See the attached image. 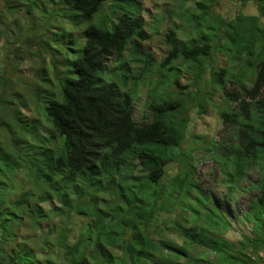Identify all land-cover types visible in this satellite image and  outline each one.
Listing matches in <instances>:
<instances>
[{
	"label": "trees",
	"instance_id": "obj_1",
	"mask_svg": "<svg viewBox=\"0 0 264 264\" xmlns=\"http://www.w3.org/2000/svg\"><path fill=\"white\" fill-rule=\"evenodd\" d=\"M55 1L60 5V8H55V16L67 21L70 28L57 26L61 32L53 33L58 38H65L66 44L73 43L76 39L72 36V29L86 23L82 32L84 41L80 46H66L65 53L70 51L73 58L64 62L65 71L55 72L53 69L48 75L43 69L40 80L46 85L34 93L39 106L37 114L33 117L24 115L25 118L21 119V110L15 107L11 116L19 128H13L12 132L17 133L15 142L24 150V165H34L35 174L43 183H54L55 178L62 176L60 180L65 185L78 183L81 188L87 189L102 182L105 176L103 193L106 198L98 202V198H94L90 205L75 203L69 207L66 195H62L61 201L67 210L79 212V216L93 215L95 218L75 241L64 240L61 234L62 246L57 256L50 250L53 260H42L26 248L24 240L16 238L22 217L37 216L34 218L37 221L43 210L32 203L33 197L22 196L15 202L0 197V264H189L191 260L184 248L177 246L172 239L153 238L148 227L156 221L161 227L168 228V224L173 222L160 217L157 211H170L180 194L185 198L191 191L198 193L192 148L187 153L180 149L187 119H180V131L166 119L173 112L186 111L187 103L170 97L169 93L163 96L154 94L150 105L152 119L137 122L133 118V94L103 77L105 60L122 54L129 45L136 53L139 43L150 37L138 9L131 11L126 7L132 0H109L108 13L94 22L92 17L101 12L108 0ZM237 1L254 3L258 14H241L226 22L213 11L208 12L207 8L213 0L203 1L198 4L201 5L198 16L204 22V30L195 29L197 36L185 42L177 39L173 29H170L164 34L169 49L159 62V68L167 67L169 70L171 62L177 58L191 61L196 81L204 68L202 59L221 48L225 50L221 45L227 46L235 62L234 80H229L235 81L237 88L225 91V79L229 76V68L225 65L211 71V82L215 79L222 81L225 96L238 104L234 109L227 107L218 111L219 119L234 126L235 134L232 144L223 143L216 148L211 142L214 147L212 158L221 167L232 162L235 172L242 171L249 162L261 172L254 184L258 193L252 198L248 212L238 217L245 224L251 219L255 235L241 232L239 240L234 242L209 239L195 229L176 226L180 228L179 233L184 240L205 245L218 254L213 263L206 264H264L263 256L262 261H257L262 257L244 255L245 248L258 247L264 255V94L256 98L264 93V0ZM34 2L38 7L46 4L44 0H31L27 5L32 7ZM209 18L213 19V23ZM215 39L217 42L214 44ZM146 61L151 63V67L156 60L147 55ZM120 69L118 76L125 84L129 75L124 67ZM158 75L160 81L148 82L153 93L167 81L165 74L160 72ZM171 81L178 84L177 77ZM196 107L199 113L205 111L202 102H198ZM171 161L183 162L184 167L177 168L166 181L159 177V171ZM16 166L8 155L1 153L0 173ZM233 189L228 190L230 198ZM207 209L213 211L211 207L207 206ZM130 214L135 215L132 222L125 219ZM200 215L196 212L190 218L191 222ZM123 219L127 229H130L127 232ZM222 219L221 228L230 227V221L225 217ZM182 221L186 220L178 217V222ZM138 222L141 228H138ZM44 245L39 243L40 247ZM89 247L91 250H88ZM59 259L62 263L58 262Z\"/></svg>",
	"mask_w": 264,
	"mask_h": 264
},
{
	"label": "rangeland",
	"instance_id": "obj_2",
	"mask_svg": "<svg viewBox=\"0 0 264 264\" xmlns=\"http://www.w3.org/2000/svg\"><path fill=\"white\" fill-rule=\"evenodd\" d=\"M30 1L0 0V151L17 164L6 173H0V197L11 202H15L22 196L33 197L32 203H36L38 208L43 210L45 218L40 214L41 216L36 221L34 218L37 216L29 218L28 215H24L18 226L16 240H24L26 248L39 256L40 259L53 260V255L49 251H54L57 256L62 246L60 235L62 234L61 237L64 240L75 241L84 231L86 225L91 224L95 218L93 215L79 216V212L67 210L61 201L62 195H66V205L69 207L75 203L82 206L90 205L94 198H98L97 202L101 201L106 198L103 193L106 177L103 176L102 182L87 189L81 188L78 183H73L72 186L65 185L61 181L62 176H60L61 180L55 178L54 183L45 184L35 174L34 165H24V158H26L24 150L15 142L17 133L12 132L13 128L18 129L19 126L16 121H13L11 114L14 108L18 107L21 110V119H24L25 116H36L39 106L36 104L34 93L46 85L40 80L43 69L46 70V74H51L53 69L55 72L66 70L64 62L73 58L70 51L65 53L66 46H80L83 43L82 32L86 25V23H82L74 27L71 33L76 40L66 44L65 38H58L53 33L61 32L57 26H63L67 30L70 28L67 21L54 14L55 8H60L59 3L55 0H50V2L44 0L46 4L42 7L36 6L35 2V5L30 7L27 5ZM203 1L206 2V0H132L126 7L131 11L138 9L144 20V29L150 37L139 43L136 53L131 50L129 45L122 54L113 55L105 60L106 69L103 73V77L107 81L116 82L123 90H128L133 94V118L137 122L152 119L150 105L153 102L154 94L163 96L169 93L170 97L183 99L188 105L186 111L173 112L166 119L171 126L177 129L180 128L178 124L180 119H187L180 149L187 153L192 148V158L195 159L194 179L198 193L191 191L185 198L180 194L170 211L164 209L157 211L160 217L168 218L170 222H173V224H168V228L161 227L160 222L155 223L156 221L148 227H150L149 235L153 238L172 239L177 246L184 248L188 253L186 255L191 260L189 264L213 263L218 254L205 245L184 240L179 233L180 228L178 229L176 226L179 224L188 229H195L196 232H200L209 239L232 240L234 242L239 240L241 232H245L248 236L255 235L251 219H248V223L245 224L238 220V217L244 216L248 212L252 198L258 193L254 184L261 176L258 167L250 162L245 165L242 171L235 172L232 162L221 167L220 163L212 158L213 146L218 148L223 143L232 144L235 134L234 126L219 119L218 111L227 107L234 109L238 104L225 96L222 81L215 79L211 82V71L218 66L225 65L229 68V76L227 75L225 79L227 80L225 91L230 92L237 88L235 81L229 80L234 78L235 66L233 63L235 62L229 55L227 46L221 45L225 50L221 48L210 57L202 59L204 68L196 81L195 67L191 61L177 58L171 62V69L159 68V62L169 49L164 34L173 29L177 39L188 42L197 36L195 29L204 30V22L198 16L201 9L199 8L201 5L198 4ZM109 8L110 1L108 0L101 12L94 15L91 21L94 22L105 16ZM207 10L208 12L213 11L214 15L222 17L226 22L241 14L245 16L258 14L254 3H240L237 0H220L219 2L213 0ZM212 20L209 18V21L213 23ZM262 25L264 27V19H262ZM216 42L217 39L213 41L214 44ZM61 44L62 47H60ZM147 55L155 58L154 66H149L151 63L146 61ZM120 67H124L129 75L125 84L120 81L118 76ZM158 72L165 74L167 81L162 86L158 84L156 92L153 93L148 82L160 81ZM173 76L177 77V85L171 81ZM263 94L261 92L256 98L262 97ZM2 100L6 102L2 103ZM198 102L204 103L205 111L203 113L198 112L196 107ZM8 123H10L9 127ZM211 142L215 144L211 146ZM183 167V162L178 164L176 161H171L161 168L159 177L169 181L176 169H183ZM140 173L143 174V172ZM229 189H233L231 198L227 195ZM200 194L207 198L199 196ZM207 206L213 208V211L211 212L212 209L206 210ZM196 212L201 215L196 221L191 222L190 218ZM134 216L130 214L125 219L132 222ZM180 216L186 221L178 222ZM222 217L230 221V227L221 228ZM123 224L126 232L130 230L127 229L124 219ZM137 225L138 228H141L139 222ZM61 227L62 230H59ZM40 242L45 245L40 247ZM88 250L91 248L89 247ZM245 250V256L264 257L263 250H259V247L256 249L245 248ZM263 257L257 261H262ZM58 262L62 263V260L59 259Z\"/></svg>",
	"mask_w": 264,
	"mask_h": 264
}]
</instances>
